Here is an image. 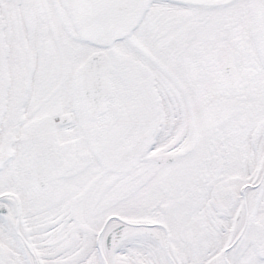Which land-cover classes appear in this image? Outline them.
<instances>
[{"label":"snow or ice","instance_id":"1","mask_svg":"<svg viewBox=\"0 0 264 264\" xmlns=\"http://www.w3.org/2000/svg\"><path fill=\"white\" fill-rule=\"evenodd\" d=\"M0 264H264V0H0Z\"/></svg>","mask_w":264,"mask_h":264}]
</instances>
